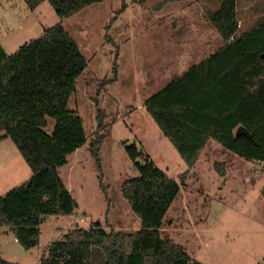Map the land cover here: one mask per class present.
Listing matches in <instances>:
<instances>
[{
  "label": "rangeland",
  "instance_id": "1",
  "mask_svg": "<svg viewBox=\"0 0 264 264\" xmlns=\"http://www.w3.org/2000/svg\"><path fill=\"white\" fill-rule=\"evenodd\" d=\"M27 1L0 0V44L11 55L45 29L64 27L88 62L69 101V109L83 118L88 139L60 169L77 202L74 213L44 220L40 243L30 250L0 226L2 256L15 264H40L54 241L96 222L107 231L141 230V219L121 194L122 184L140 175L126 150L136 143L180 185L160 228L163 238L183 245L202 264H264V163L210 139L189 169L144 106L148 97L222 46L211 21L222 0H125L122 12L124 0H104L68 18L59 17L48 0L36 10ZM237 2L242 34L264 18V0ZM98 108L106 114L100 168L89 149ZM55 123L49 118V133ZM31 176L12 140H1L0 197Z\"/></svg>",
  "mask_w": 264,
  "mask_h": 264
},
{
  "label": "trees",
  "instance_id": "2",
  "mask_svg": "<svg viewBox=\"0 0 264 264\" xmlns=\"http://www.w3.org/2000/svg\"><path fill=\"white\" fill-rule=\"evenodd\" d=\"M44 1L28 0L27 5L36 10ZM48 1L59 17L68 18L104 0ZM125 7L124 0L120 12ZM211 21L222 46L148 97L145 109L189 169L210 139L247 160L264 163V18L238 34L237 0H222ZM87 66L61 24L45 29L11 55L0 44V141L10 138L32 171L26 182L0 197V226L9 228L26 250L39 245L44 220L71 215L77 208L60 169L87 143L83 118L69 109ZM105 117L98 108L96 137L89 147L98 168ZM49 118L56 121L52 133L46 130ZM240 126L253 139L237 135ZM126 150L140 175L126 180L121 194L141 219L142 229L107 231L100 222L75 228L50 245L40 264H202L160 232L180 191L178 181L136 143ZM0 264L15 263L0 253Z\"/></svg>",
  "mask_w": 264,
  "mask_h": 264
},
{
  "label": "water",
  "instance_id": "3",
  "mask_svg": "<svg viewBox=\"0 0 264 264\" xmlns=\"http://www.w3.org/2000/svg\"><path fill=\"white\" fill-rule=\"evenodd\" d=\"M236 134L237 135L244 134V135H247L250 139H253V135L249 134V132L243 126H240L239 128H237Z\"/></svg>",
  "mask_w": 264,
  "mask_h": 264
},
{
  "label": "crops",
  "instance_id": "4",
  "mask_svg": "<svg viewBox=\"0 0 264 264\" xmlns=\"http://www.w3.org/2000/svg\"><path fill=\"white\" fill-rule=\"evenodd\" d=\"M237 11H238V2H237ZM241 28H242V23L239 21V29H241ZM15 241L17 242V239L16 238H15Z\"/></svg>",
  "mask_w": 264,
  "mask_h": 264
}]
</instances>
